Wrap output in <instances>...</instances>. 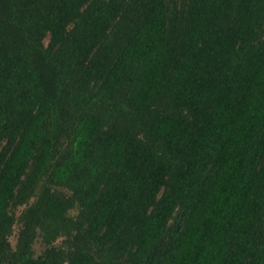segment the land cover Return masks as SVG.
I'll list each match as a JSON object with an SVG mask.
<instances>
[{"label":"trees","instance_id":"16d2710c","mask_svg":"<svg viewBox=\"0 0 264 264\" xmlns=\"http://www.w3.org/2000/svg\"><path fill=\"white\" fill-rule=\"evenodd\" d=\"M0 264H264V0H0Z\"/></svg>","mask_w":264,"mask_h":264},{"label":"rangeland","instance_id":"374dc122","mask_svg":"<svg viewBox=\"0 0 264 264\" xmlns=\"http://www.w3.org/2000/svg\"><path fill=\"white\" fill-rule=\"evenodd\" d=\"M75 213V211H73ZM16 233H17V226L15 225L14 229H13V233L12 235L9 237V240L11 242V245H14L15 240H16ZM35 250L36 252H39L42 248V245L39 241H36L34 244Z\"/></svg>","mask_w":264,"mask_h":264}]
</instances>
